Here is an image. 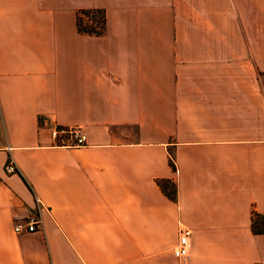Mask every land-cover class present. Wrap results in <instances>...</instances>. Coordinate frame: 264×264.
<instances>
[{
    "label": "crops",
    "instance_id": "1",
    "mask_svg": "<svg viewBox=\"0 0 264 264\" xmlns=\"http://www.w3.org/2000/svg\"><path fill=\"white\" fill-rule=\"evenodd\" d=\"M80 8L104 10L101 33ZM34 195L38 228L16 232ZM253 212L264 0H0V264H264Z\"/></svg>",
    "mask_w": 264,
    "mask_h": 264
},
{
    "label": "built area",
    "instance_id": "2",
    "mask_svg": "<svg viewBox=\"0 0 264 264\" xmlns=\"http://www.w3.org/2000/svg\"><path fill=\"white\" fill-rule=\"evenodd\" d=\"M51 135L57 139V142L69 145L82 144L86 140V133L80 124L59 125L53 123L51 126ZM5 170L9 173L17 170V166L13 159L9 158L7 160L5 163ZM34 197L37 204V210L24 217L15 218L13 229L16 232L33 231L38 228L42 203L37 195H34ZM189 233L190 230L187 228L180 230L178 241L173 247V253L175 256L183 259L188 257L190 248Z\"/></svg>",
    "mask_w": 264,
    "mask_h": 264
},
{
    "label": "trees",
    "instance_id": "3",
    "mask_svg": "<svg viewBox=\"0 0 264 264\" xmlns=\"http://www.w3.org/2000/svg\"><path fill=\"white\" fill-rule=\"evenodd\" d=\"M76 24L80 32L101 33L105 24L104 10L102 8H80L76 13ZM170 161L174 164L172 159ZM160 183L166 193L174 198L176 192L174 185H168V181L166 183L163 180ZM251 229L256 233L264 232V214L253 212L251 216Z\"/></svg>",
    "mask_w": 264,
    "mask_h": 264
}]
</instances>
